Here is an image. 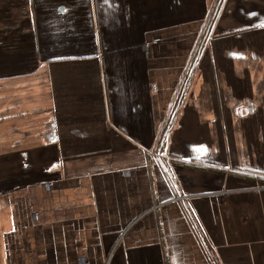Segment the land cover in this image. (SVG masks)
I'll use <instances>...</instances> for the list:
<instances>
[{"label": "crops", "instance_id": "crops-1", "mask_svg": "<svg viewBox=\"0 0 264 264\" xmlns=\"http://www.w3.org/2000/svg\"><path fill=\"white\" fill-rule=\"evenodd\" d=\"M0 264H264V0H0Z\"/></svg>", "mask_w": 264, "mask_h": 264}, {"label": "built area", "instance_id": "built-area-1", "mask_svg": "<svg viewBox=\"0 0 264 264\" xmlns=\"http://www.w3.org/2000/svg\"><path fill=\"white\" fill-rule=\"evenodd\" d=\"M185 198H188L187 196H180V197H178V198H174V200H178V199H185Z\"/></svg>", "mask_w": 264, "mask_h": 264}]
</instances>
